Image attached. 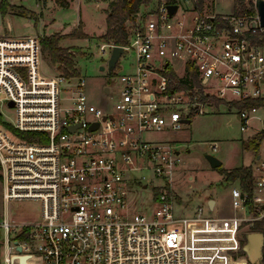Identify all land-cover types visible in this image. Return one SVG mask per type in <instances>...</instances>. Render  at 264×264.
I'll use <instances>...</instances> for the list:
<instances>
[{"label": "built area", "instance_id": "obj_1", "mask_svg": "<svg viewBox=\"0 0 264 264\" xmlns=\"http://www.w3.org/2000/svg\"><path fill=\"white\" fill-rule=\"evenodd\" d=\"M196 3L151 0L125 20V44H98L113 85L104 89L113 101L108 109L90 102L83 76L45 71L39 35L0 37V264H189L188 227L197 219L179 220L173 211L179 151L147 136L178 132L206 108L217 112L213 98L238 110L241 132L264 109V27L256 0H244L242 10L233 0L230 12L211 14ZM116 46L123 53L108 70ZM212 80L220 86L205 89ZM250 100L260 104L235 106ZM251 170L249 188L240 179L231 188L240 214L218 222L245 223L264 237V152ZM143 171L159 181L151 216L127 208L126 186L153 182L143 180ZM14 201L39 203L38 218L14 221L4 206Z\"/></svg>", "mask_w": 264, "mask_h": 264}, {"label": "rangeland", "instance_id": "obj_2", "mask_svg": "<svg viewBox=\"0 0 264 264\" xmlns=\"http://www.w3.org/2000/svg\"><path fill=\"white\" fill-rule=\"evenodd\" d=\"M2 0H0L1 3ZM67 8L61 7L56 0H8L4 7L0 37H21L37 34L42 39L56 35L60 38L59 46L70 49L78 74L86 80V93L93 104L105 109L112 108L113 101L105 94L109 85L107 70H99L106 63L98 51V44L112 41L104 38L107 30L106 19L110 11V3L116 0H67ZM22 3V4H21ZM233 0H205L203 12L214 11L228 13ZM20 15H25L22 17ZM123 62V61H122ZM42 64L47 73L56 71L46 54L42 53ZM128 63L123 69L127 71ZM215 83V84H214ZM220 84L210 81L205 89L215 90ZM113 88V85H109ZM226 98H235L229 92ZM65 106H68L67 104ZM217 112L206 108V113L191 114L190 123L184 124L178 132L156 133L150 137L161 141H172L179 151L180 163L171 174V189L177 195V203L173 211L177 219H197L189 224V264H200L202 254L211 249H221L226 257L214 264H248V257L241 253V248L248 245L246 236L250 232L245 223L219 224L220 218H232L240 213L231 206V188L238 186L237 179L227 177L230 172L241 166L253 165L256 154L264 152V137L258 149L254 146L259 141L254 137L264 134V109L253 113L249 128L240 131L236 108L218 105ZM4 116L14 121V112L2 107ZM257 133V134H256ZM246 143L250 145L246 146ZM216 146L212 148V146ZM206 155L218 158L220 167L211 168ZM139 173L130 172V177ZM144 184L132 183L126 186L127 208L130 213L153 214L156 209L154 196L160 191L154 186L159 181L153 179L149 171L141 173ZM209 200H214L211 209ZM5 206V212L14 221H28L38 218L40 204L33 201H14ZM202 207L201 215L197 208ZM2 209V185L0 180V212ZM203 219V220H199ZM177 228L184 230L182 221ZM232 256V257H231ZM203 264H207L203 262Z\"/></svg>", "mask_w": 264, "mask_h": 264}, {"label": "trees", "instance_id": "obj_3", "mask_svg": "<svg viewBox=\"0 0 264 264\" xmlns=\"http://www.w3.org/2000/svg\"><path fill=\"white\" fill-rule=\"evenodd\" d=\"M41 1V0H36ZM151 0H116L110 3V11L108 12L106 24L107 30L104 35V38L112 39L116 44L123 45L127 39V31L124 26V22L130 15L134 12H137L143 4L148 3ZM56 2L64 8H67L69 3L67 0H56ZM8 5V0H2L0 3V13L3 17L4 7ZM204 5V0H197L196 6L201 9ZM235 7H238L239 10L245 8L244 0H234ZM25 17V15H20ZM60 38L56 35L45 37L42 40V53L46 54L49 58L50 63L56 69V71L69 74H77L75 62L73 60L70 49L62 48L59 46ZM215 106L221 104V101L218 99H212ZM260 104V101L250 100L247 104L236 103L237 107L248 106H257ZM264 134H261L259 137H254V141L258 140L259 142L255 144L254 148L258 149L260 142L263 139ZM250 145V143H249ZM251 167H239L230 172H227L228 179L235 180L240 179L245 188H249V183L251 179ZM258 225H253V230H257ZM241 253L244 252V248H241ZM226 257L221 249H211L202 254L201 261L206 262L207 264H214L217 260ZM250 264V263H249ZM263 259H261V263Z\"/></svg>", "mask_w": 264, "mask_h": 264}, {"label": "water", "instance_id": "obj_4", "mask_svg": "<svg viewBox=\"0 0 264 264\" xmlns=\"http://www.w3.org/2000/svg\"><path fill=\"white\" fill-rule=\"evenodd\" d=\"M20 1V0H15ZM250 1V0H249ZM256 8L258 10L261 25L264 27V0H256ZM169 13L172 15L176 11V6L171 5L168 7ZM2 24V14L0 13V25ZM123 53V48L121 46H116L113 48L112 53L110 55V59L108 60V70H111L115 67L118 59ZM99 70L103 71L104 66H100ZM13 103H10V106ZM185 123L189 124L190 120H186ZM98 127V124H93L89 127L90 130H95ZM70 131L74 130V127L69 128ZM206 159L209 162L211 168H217L220 167L222 162L212 156V155H206ZM209 207L212 208L214 205V201L210 200L208 203ZM246 241L249 243L248 245L244 246V252L248 257V261L250 264H260L262 259V245L264 241V237L262 233L251 231L246 236Z\"/></svg>", "mask_w": 264, "mask_h": 264}, {"label": "crops", "instance_id": "obj_5", "mask_svg": "<svg viewBox=\"0 0 264 264\" xmlns=\"http://www.w3.org/2000/svg\"><path fill=\"white\" fill-rule=\"evenodd\" d=\"M23 0H20V1H15L14 0V2H22ZM22 4V3H21ZM2 19H3V17H2ZM238 121V120H237ZM158 133H170V132H168V131H162V132H158ZM152 134H156V133H152ZM152 134H150V135H148L147 136V138L148 139H150V140H152V141H157V142H169V143H172V141H161V140H158V139H154V138H151L150 136L152 135ZM249 144L248 143H246V146H248ZM216 146L214 145V146H212V148H215ZM177 148V147H176ZM178 151V150H177ZM257 155V154H256ZM255 155V156H256ZM253 165H250V166H248V167H252ZM242 167V166H241ZM210 201V200H209ZM209 201H208V203H209ZM214 201V200H213ZM177 203V195L175 194V203L174 204H176ZM174 204H173V207H174ZM214 205H215V202H214ZM214 205H213V207H214ZM213 207L211 208V209H213ZM220 219H227V218H220ZM219 220V219H218Z\"/></svg>", "mask_w": 264, "mask_h": 264}]
</instances>
